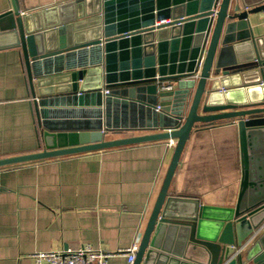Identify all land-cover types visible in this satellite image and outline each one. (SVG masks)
Returning <instances> with one entry per match:
<instances>
[{"label":"water","instance_id":"water-1","mask_svg":"<svg viewBox=\"0 0 264 264\" xmlns=\"http://www.w3.org/2000/svg\"><path fill=\"white\" fill-rule=\"evenodd\" d=\"M263 10L264 0H69L27 12L11 0L0 13V40L20 48L43 141L35 152L0 157V167L174 139L132 264H264V232L242 247L264 219V38L249 20ZM168 81L178 87L163 88ZM77 91L98 93L107 117L131 102L155 108L161 130L106 138L103 126L57 129L47 105ZM223 119L239 129L236 204L196 200L193 211L176 213L175 202L192 199L169 192L187 140Z\"/></svg>","mask_w":264,"mask_h":264},{"label":"crops","instance_id":"crops-1","mask_svg":"<svg viewBox=\"0 0 264 264\" xmlns=\"http://www.w3.org/2000/svg\"><path fill=\"white\" fill-rule=\"evenodd\" d=\"M65 1L69 0L19 3L30 12ZM10 7L11 0H0V13ZM249 20L255 36L264 38V12L250 14ZM8 42L0 40V157L35 152L43 141L20 48ZM65 96L47 105L57 129L89 131L103 126L106 138L161 130L155 127V108L131 102L125 111L107 117L98 93ZM174 144L159 139L1 166L0 264H35V252L86 244L115 252L109 264H128L127 254L118 250L139 243ZM241 178L237 123L223 119L200 125L187 140L169 189L172 196L192 199L178 200L174 210L188 214L196 200L234 207ZM263 232L264 228L258 236Z\"/></svg>","mask_w":264,"mask_h":264},{"label":"built area","instance_id":"built-area-1","mask_svg":"<svg viewBox=\"0 0 264 264\" xmlns=\"http://www.w3.org/2000/svg\"><path fill=\"white\" fill-rule=\"evenodd\" d=\"M170 20L171 18H166L161 22H169ZM174 85L175 84L173 82L168 81L164 82L162 87L165 89H173ZM108 91L109 89L107 88L103 89L104 93H107ZM171 142L175 143L174 139H171ZM263 228L264 220L248 236V238L244 241L242 247L248 246L258 236ZM137 248L138 242H135L125 249L118 250V253H126L128 264H132L135 259V251L137 250ZM114 253L115 252H105L104 250L96 248L91 244H86L78 248L38 251L35 252L33 256L36 259L35 264H109L108 258Z\"/></svg>","mask_w":264,"mask_h":264},{"label":"trees","instance_id":"trees-1","mask_svg":"<svg viewBox=\"0 0 264 264\" xmlns=\"http://www.w3.org/2000/svg\"><path fill=\"white\" fill-rule=\"evenodd\" d=\"M216 122H217V121H216ZM216 122H215V123H216Z\"/></svg>","mask_w":264,"mask_h":264}]
</instances>
